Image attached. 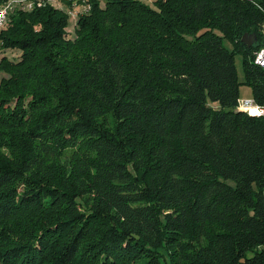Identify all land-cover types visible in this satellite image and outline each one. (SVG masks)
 Here are the masks:
<instances>
[{
  "label": "trees",
  "instance_id": "16d2710c",
  "mask_svg": "<svg viewBox=\"0 0 264 264\" xmlns=\"http://www.w3.org/2000/svg\"><path fill=\"white\" fill-rule=\"evenodd\" d=\"M10 1L0 264H264V0Z\"/></svg>",
  "mask_w": 264,
  "mask_h": 264
},
{
  "label": "rangeland",
  "instance_id": "374dc122",
  "mask_svg": "<svg viewBox=\"0 0 264 264\" xmlns=\"http://www.w3.org/2000/svg\"><path fill=\"white\" fill-rule=\"evenodd\" d=\"M40 1H42V0H15L14 1V3H15L14 6H17V8H19V7L26 8V5H32V7H34L37 3L40 4L41 3ZM144 1H146L147 3L152 4L154 0H144ZM51 2L53 4H55V5H57V6H63V4H62V2L60 0H51ZM1 4H0V6H2ZM85 4H86L85 0H77L76 2L72 3L70 7L67 8L69 13H70V18H71L70 19L71 20V24L69 26V31H70L71 35H74V29L73 28H74V23H75L77 17L79 15H81L87 9ZM6 6L10 9L11 6H12V2L9 3V4L8 3L5 4L3 7H0V9H3ZM224 43H225V45L228 48H232V44H231V42L229 40L224 39ZM8 55H10L12 57H17L18 56V54L15 53V52L9 53ZM235 60H236V66H237V69H238L239 78H240L241 81H244L245 78H244L243 56H242V54L237 53L236 56H235ZM3 74H4V72L0 70V77L3 76ZM245 88L250 89V87L248 85H242L241 86V89H245Z\"/></svg>",
  "mask_w": 264,
  "mask_h": 264
},
{
  "label": "built area",
  "instance_id": "2783aa9c",
  "mask_svg": "<svg viewBox=\"0 0 264 264\" xmlns=\"http://www.w3.org/2000/svg\"><path fill=\"white\" fill-rule=\"evenodd\" d=\"M2 15H5V11H2ZM254 61L264 69V46L255 53ZM240 107L249 115L262 114L264 120V104L257 102L254 98L240 99Z\"/></svg>",
  "mask_w": 264,
  "mask_h": 264
},
{
  "label": "bare ground",
  "instance_id": "6f19581e",
  "mask_svg": "<svg viewBox=\"0 0 264 264\" xmlns=\"http://www.w3.org/2000/svg\"><path fill=\"white\" fill-rule=\"evenodd\" d=\"M9 3H11V1ZM2 11H5V15H2ZM8 11H9V8L7 6L5 8H3V9H0V28L6 22V19H7V16H8ZM252 116L259 117V118L263 119V115L262 114H252Z\"/></svg>",
  "mask_w": 264,
  "mask_h": 264
},
{
  "label": "water",
  "instance_id": "95a60500",
  "mask_svg": "<svg viewBox=\"0 0 264 264\" xmlns=\"http://www.w3.org/2000/svg\"><path fill=\"white\" fill-rule=\"evenodd\" d=\"M242 41L247 44L248 46H251L253 45V43L256 41V37L255 35L253 34H245L243 37H242Z\"/></svg>",
  "mask_w": 264,
  "mask_h": 264
},
{
  "label": "crops",
  "instance_id": "0c3cea01",
  "mask_svg": "<svg viewBox=\"0 0 264 264\" xmlns=\"http://www.w3.org/2000/svg\"><path fill=\"white\" fill-rule=\"evenodd\" d=\"M240 91H241V93H240L241 94V99L253 98V92H252V88L251 87H250V89L245 88V89H241Z\"/></svg>",
  "mask_w": 264,
  "mask_h": 264
}]
</instances>
